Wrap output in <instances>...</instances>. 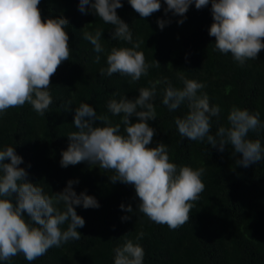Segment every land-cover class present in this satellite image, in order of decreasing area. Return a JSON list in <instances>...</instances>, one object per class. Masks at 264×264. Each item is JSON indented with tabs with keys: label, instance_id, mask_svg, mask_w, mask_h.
Wrapping results in <instances>:
<instances>
[{
	"label": "trees",
	"instance_id": "1",
	"mask_svg": "<svg viewBox=\"0 0 264 264\" xmlns=\"http://www.w3.org/2000/svg\"><path fill=\"white\" fill-rule=\"evenodd\" d=\"M80 0H41L38 8L42 20L63 17L68 26L72 54L61 63L51 77L48 91L52 104L45 115L37 114L28 103L9 108L0 114V150L14 147L23 158L18 167L28 173L27 180L42 187L52 196L60 193L68 181L79 195L84 192L98 201L99 208L85 209L75 206L85 225L78 228L79 240L69 241L61 247H53L34 261H27L23 254L0 264H114V249L127 240L138 243L144 249L143 264H264V159L248 167L236 164L242 154L233 155L234 149L226 145L224 151L204 141H191L180 136L176 118L188 113L187 102L175 111H169L162 103L167 80L175 88L182 89L184 80L204 84L197 95L206 94L210 105H218L221 112L212 117L211 135L219 127H229L227 111L241 98L250 113L259 112L264 124V49L255 60L236 66L215 48V37L209 35L213 17L211 0L206 7L197 9L190 5L183 17L165 13L167 7L160 0L161 9L147 18L131 7L128 0H121L117 15L129 25L133 43H140L146 63L152 65L147 76L131 82V77L114 73L101 75L107 69V55L113 47H132L126 41L112 39L115 26L106 24L91 10V0L85 12L79 9ZM170 21L161 29L157 20ZM183 20V23L178 21ZM103 30L101 44L105 51L96 53L94 46L83 38L85 32ZM217 52L221 56L215 55ZM99 55L100 61L95 62ZM156 61L161 66L157 67ZM156 85V95L151 101L156 119L149 120L155 129L148 147L163 142L168 147L170 162L180 166L204 169L201 177L205 190L194 201L189 222L172 230L157 224L139 212V198L133 185L120 181L112 183L111 170L92 166L87 161L61 166L62 152L70 140L68 135L78 131L74 125L77 107L81 103L92 106L98 116L107 115L112 124L121 116H113L108 110L110 100L124 96L134 100L141 88ZM87 119V118H86ZM133 123L138 118H130ZM103 123L95 120L94 126ZM123 134V125H121ZM249 139H259L264 147V128L259 134L250 132ZM10 162V161H6ZM238 166V167H237ZM124 205V209L120 206ZM131 206L132 212L126 209ZM63 211V202L57 205ZM28 219L27 214H24ZM129 217L123 220L122 217ZM62 228L66 229L67 224ZM140 233L143 237L137 239Z\"/></svg>",
	"mask_w": 264,
	"mask_h": 264
},
{
	"label": "clouds",
	"instance_id": "2",
	"mask_svg": "<svg viewBox=\"0 0 264 264\" xmlns=\"http://www.w3.org/2000/svg\"><path fill=\"white\" fill-rule=\"evenodd\" d=\"M41 0H0V114L9 108L30 104L39 115H45L52 104L48 91L51 77L62 62L69 60L72 50L69 36L65 31L67 19L63 17L42 20L38 8ZM131 7L147 18L161 9L160 0H128ZM165 13L183 17L193 3L197 9L206 7L209 0H164ZM91 0H80L79 9ZM123 5L121 0H95L91 10L106 24L115 26L112 39L126 41L132 47H113L107 55V69L101 75L112 76L120 73L136 82L148 75L152 65L146 63L143 52L138 51L140 43H133L129 25L116 10ZM213 23L209 35L215 37V48L224 54L230 53V60L236 66L255 60L264 49V0H211ZM170 21L157 20L163 29ZM183 23V20L178 21ZM103 30L94 34L85 32L83 38L94 46L96 53L105 51L101 44ZM217 52L215 55L221 56ZM100 56L95 57V62ZM157 67L161 66L156 61ZM162 103L169 111H175L187 102L188 113L176 118L175 124L181 137L191 141H204L219 151L226 145L234 149L233 155L242 154L237 165L248 167L264 159V147L259 139H249L248 134L264 128L260 113H250L241 98L235 97V106L227 111L229 127H219L215 136L211 135L212 117H218L221 109L210 105L206 94L197 95L204 84L195 80H184L182 89L175 88L167 80ZM156 95V85L141 88L139 96L128 100H110L108 110L113 116H121L113 125L107 115L98 116L88 103H81L76 109L74 125L78 131L68 135L70 140L66 151L62 152V167L87 161L92 166L111 170L109 177L114 184L120 181L133 185L139 198L138 210L157 224L167 225L175 230L189 222L194 201L199 200L205 190L202 182L204 169H193L170 162L168 147L160 142L151 144L155 129L149 120L156 119V111L151 102ZM136 116L138 122L130 119ZM87 118V119H86ZM95 120L100 123L94 126ZM123 125V134H121ZM10 161V162H6ZM23 158L14 147L0 150V261H10L23 254L31 262L45 255L49 249L59 248L69 241L79 240L77 231L85 225L75 206L99 208L95 197L73 190L78 181H68L60 192L49 196L42 187L27 180L28 173L18 167ZM238 167V166H237ZM63 202L61 211L57 205ZM124 209V205L120 206ZM132 212L129 205L126 209ZM28 219H25L24 214ZM123 220L129 217H122ZM67 224V228H62ZM143 237L140 233L137 239ZM114 264H143L144 249L132 240L114 249Z\"/></svg>",
	"mask_w": 264,
	"mask_h": 264
}]
</instances>
